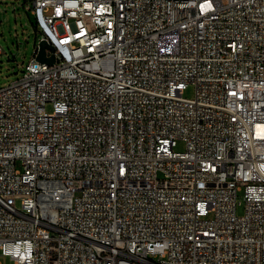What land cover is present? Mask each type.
<instances>
[{"label":"built area","instance_id":"obj_1","mask_svg":"<svg viewBox=\"0 0 264 264\" xmlns=\"http://www.w3.org/2000/svg\"><path fill=\"white\" fill-rule=\"evenodd\" d=\"M25 1L41 36L0 87V252L264 264V0Z\"/></svg>","mask_w":264,"mask_h":264},{"label":"rangeland","instance_id":"obj_2","mask_svg":"<svg viewBox=\"0 0 264 264\" xmlns=\"http://www.w3.org/2000/svg\"><path fill=\"white\" fill-rule=\"evenodd\" d=\"M27 7L25 0H0V87L23 75L22 65L33 57L35 42L41 36L36 16ZM194 92V86L189 85L184 95L192 97ZM176 150L184 151L185 143L179 141ZM238 213H244V205L238 207ZM0 262L14 264L2 252Z\"/></svg>","mask_w":264,"mask_h":264},{"label":"water","instance_id":"obj_3","mask_svg":"<svg viewBox=\"0 0 264 264\" xmlns=\"http://www.w3.org/2000/svg\"><path fill=\"white\" fill-rule=\"evenodd\" d=\"M50 48L54 50V47L50 44H48L45 40L41 41L40 43V52L37 56V60L42 61V62H48L49 64L54 63L55 57L52 55L51 57L46 56V49Z\"/></svg>","mask_w":264,"mask_h":264}]
</instances>
